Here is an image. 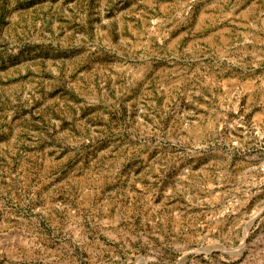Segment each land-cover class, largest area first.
<instances>
[{
  "label": "rangeland",
  "instance_id": "374dc122",
  "mask_svg": "<svg viewBox=\"0 0 264 264\" xmlns=\"http://www.w3.org/2000/svg\"><path fill=\"white\" fill-rule=\"evenodd\" d=\"M0 264H264V0H0Z\"/></svg>",
  "mask_w": 264,
  "mask_h": 264
}]
</instances>
